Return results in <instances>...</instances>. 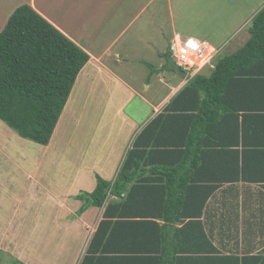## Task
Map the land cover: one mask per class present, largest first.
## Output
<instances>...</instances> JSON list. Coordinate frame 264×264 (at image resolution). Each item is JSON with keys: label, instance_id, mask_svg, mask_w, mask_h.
Returning <instances> with one entry per match:
<instances>
[{"label": "crops", "instance_id": "1", "mask_svg": "<svg viewBox=\"0 0 264 264\" xmlns=\"http://www.w3.org/2000/svg\"><path fill=\"white\" fill-rule=\"evenodd\" d=\"M38 1L41 0H0V26L17 6L27 3L30 6L33 5L32 7L39 14L89 55L88 61L77 75L75 85L71 89L48 144L42 146L43 154L50 152L51 149H56L57 146L56 143H53V139L66 111L67 122L70 124L73 121L74 110L81 111V109L87 122L100 121L99 119L109 121L111 116L124 109L127 102L135 96L139 98L147 113L141 114L139 119L125 116V122L130 121L126 126L132 130L126 136V143L121 145L122 163L127 150L133 146L134 139L157 114L163 111L167 103L187 83L190 76H185V79L182 80L174 74L175 71L173 70L175 76L173 77L171 72H168L171 69L165 68V65L168 64L164 56L166 50H157L154 52V62L158 63L156 71L160 74L155 82L161 87H166L165 93L162 97H147L145 94L152 88L150 86L152 83L149 84V75L146 78H138L135 71H125L122 75L121 72L116 71L115 67L111 66L110 58L115 57L116 61L121 64L127 56L125 52L122 53L115 49V43L126 35L125 33L131 24L134 22L139 24L142 14L151 5L154 6L151 10H155L156 5L162 8L165 4L168 13L165 23L172 26L171 29H173L172 37L169 36L167 39L172 41L170 45L168 44L171 48V45L180 37L176 24H183L178 22L179 18L172 11L175 4L181 6V0H163V2H159L160 0H62L64 7L67 6L65 8L69 10V14L64 17L50 15L44 7L34 4ZM186 4L184 8H186ZM151 15L155 17V11ZM97 23L104 25L108 32L96 34L97 29H93L92 34H87L86 27ZM146 23L147 21L144 22V24ZM119 26L120 28H118ZM243 27L246 29V25ZM72 28L75 29L72 30ZM243 29L236 33L237 38L246 37L241 36L242 32H245ZM186 33L188 32L183 34ZM187 35L202 42L206 41L210 47L212 46L209 41L211 37L209 39L204 31L203 33L190 31ZM146 59L138 57L136 62L140 66L145 64L143 61ZM170 60L173 61L172 57ZM140 67L144 71V68ZM77 81L82 83L79 88ZM74 87L76 93L78 90V95L82 90L84 91V93L82 92L84 98L68 108L72 93L75 91L73 90ZM137 108L140 109L139 106ZM118 127L120 131L122 129L124 131V125ZM250 128L253 127L250 126ZM11 134L12 132L6 126L0 124V156L10 159L13 147H17L20 151L19 161H22V155L26 161V151L22 153L21 141ZM170 135L169 130L164 132V135L162 134L163 138L164 136L169 138ZM174 137L178 139L177 135ZM181 138L180 135L179 140ZM151 139L145 138L142 141L148 142ZM118 140L119 138L106 140L108 149L110 148L114 152L113 150L116 149L114 143ZM250 150L254 151L253 149ZM213 153V157H216L217 153ZM17 161L16 159L12 160L14 165L22 169L20 163L17 165ZM208 161L204 163L200 161L201 165L198 166L199 164H197L196 167L216 170L215 173L212 172V176H216L218 164ZM121 163L114 168L99 166L95 169L93 164L89 162L92 165L90 167L94 169L92 173L89 168L86 169L85 166L75 163L67 164L69 167L57 165L56 162L47 163L46 171L53 175L59 174L61 178L56 183L50 181V184H46L44 178H39L38 172L35 175V183L31 185L33 188H23L22 197L25 199H21V207L24 209L19 213L20 219L18 221L13 219L14 225L20 222L21 229L19 235H13L10 231L11 235L5 233L4 237H1L2 230L0 234V252H2L0 260H21L23 264H80L82 260H91V264H139L138 261L157 264V261L159 263L161 260H207V256L213 252L202 251V249H208L202 240H196L193 243L185 240L186 232L182 230L190 218L198 216L190 213L195 212L196 208H189L188 197L184 192L182 193L179 188H175L176 185L184 183L186 180L185 172L181 170L186 167L193 169V166L188 165L187 162H174L157 166V168L162 167L169 171H152L156 168L153 165L145 164L138 174L141 180L138 183L139 186L133 188L130 196L128 194L123 195L122 198L124 199H122L121 204L112 208L115 215L106 219L110 223L108 222L109 224L106 226L108 228L104 233L105 238L100 244V248L104 247L106 250L98 252L105 255L84 258L91 238L104 219L103 211L107 202L101 207H87L81 214H78L77 211L82 201L75 196L80 191H92L96 185V175L106 180H113ZM108 167H110V172H108ZM177 168L179 171L171 170ZM0 172V191L6 192L5 195L0 193V197L4 201H9L15 191L14 189L12 193L14 179L11 177V170H6L4 166H0ZM200 177L197 181H193L196 184L213 182L203 179L204 175H200ZM24 178L27 182L32 180V177L26 173ZM135 180L134 178V183ZM54 185H56V191L51 187ZM231 187H236V189L232 190ZM107 199L118 200V197L110 195ZM258 208H260L259 216L262 221L250 220L248 216L252 214L254 216L258 212ZM244 210H246L245 214H243ZM14 214L15 212L10 217ZM199 216L204 231L212 245L217 248V253L241 256L261 252L264 248V183L242 180L233 183H221L220 187L206 200ZM243 216L247 220L246 224L241 219ZM192 220L195 219H191L189 222ZM9 226L11 227V224ZM194 226L191 225L192 228ZM104 227L105 225L102 224V231ZM163 231L167 232L164 237ZM54 233L57 235L54 236ZM53 237H57L58 241L61 240L68 244L64 246V253H59L60 246L58 244L49 248L54 240Z\"/></svg>", "mask_w": 264, "mask_h": 264}, {"label": "trees", "instance_id": "2", "mask_svg": "<svg viewBox=\"0 0 264 264\" xmlns=\"http://www.w3.org/2000/svg\"><path fill=\"white\" fill-rule=\"evenodd\" d=\"M247 30L248 38L234 39L239 41L236 49L212 60L213 66L207 65L208 73L189 77L163 111L143 128L113 180L96 175L94 189L75 196L82 201L78 214L107 202L104 219L90 240L85 259L105 255L98 252L106 250L100 248L110 223L106 219L115 215L112 208L121 204L123 195L130 196L133 188L139 186L138 174L145 164L156 168L152 171H169L157 166L187 162L193 169L181 170L186 180L175 188L184 192L189 208H196V213H190L198 216L190 218L182 230L186 232L185 240H202L208 246L202 251L213 254L207 260H161L157 264H264V248L257 254L241 256L217 253L199 220L203 205L221 183H264V5L252 16ZM171 53L168 45L165 68L173 71L176 64L170 60ZM88 59L85 50L32 6H17L0 30V119L20 137L47 145ZM167 130L171 135L163 138ZM145 138L152 139L143 142ZM200 161L218 164L217 175L212 176L216 170L198 167ZM200 175L213 182L196 184L193 180L197 181ZM110 195L118 200H108ZM191 219L195 220L189 222ZM166 234L163 231V237ZM80 264H91V260Z\"/></svg>", "mask_w": 264, "mask_h": 264}, {"label": "rangeland", "instance_id": "3", "mask_svg": "<svg viewBox=\"0 0 264 264\" xmlns=\"http://www.w3.org/2000/svg\"><path fill=\"white\" fill-rule=\"evenodd\" d=\"M159 2H163V0H160ZM34 4H39L44 7L46 12L50 15H59L64 17L66 14H69V10L65 8L67 6L64 7V3L62 4V0H41L35 2ZM185 4L186 8H184ZM263 5L264 0H181V6L175 4L172 11H174L175 16L179 18L178 22L183 23L176 24V28L181 30H177L179 36H188L187 34L190 33V31L202 33L204 31L209 39L211 37L209 41L212 43V46L209 49L212 48V50H214L212 60H216L217 57L229 54L236 49L235 47L238 46L239 41H235L234 39L237 38L236 33L243 29L244 25H246V29H243L245 32H242L241 35L246 36L247 38L249 37L247 30L248 22L251 16H253ZM153 7L154 6L151 5L149 9H146L145 13L142 14L139 20V24L137 25L136 22L131 24L125 33L126 35L115 43V49L122 53L125 52L127 55L123 59L124 62L119 64L115 57L110 58V61L111 66L113 68L115 67L116 71L118 73L121 72L122 75L125 71H135L138 78H146L149 75V84L152 83V85H150L152 88L145 95L147 97H162L165 93L166 87H161L157 85V82H155L160 72L156 71L158 63L154 62V52H157V50H166L167 45L172 43L171 40L168 41L167 39L169 36L172 37L173 29H171L172 26L165 23L168 16L165 4L162 8H159L156 5L155 10H151ZM153 11H155V17H152L151 15ZM143 21H147V23L144 24ZM72 24L74 23L72 22ZM3 25L0 27L2 28ZM118 28H120V26ZM74 29L75 28H72V30ZM93 29H97L96 34H106L108 32L104 25L97 23L86 27V33L92 34ZM184 32L188 33L183 34ZM176 41L178 42V40ZM200 42L202 41L200 40ZM204 43L206 44L207 42L205 41ZM138 57L141 59L147 58L143 61L145 64L148 63L146 64L147 66L145 64L140 65L144 68V71L140 69L141 67L136 62ZM207 65L208 63L195 66L193 69L187 70L186 73L190 76L199 72L206 74L209 70L205 69L208 67ZM168 72H171L172 76L175 77L174 74L176 73H174V71L168 70ZM134 82L136 83V81ZM81 84V82H78V88L82 86ZM73 90L75 91L72 93L68 108L72 107L73 104L75 105L78 100L82 101L84 98V95L82 96V92L84 93L83 90L79 95L77 94L78 90L76 93L75 87ZM138 106L140 109L137 108ZM81 111L74 110L73 121L71 124L67 122L66 111L53 139V143H56L57 147L56 149H51L50 152L45 154H43V145L27 138L20 137L15 130L10 128L0 119V124L6 126V128L12 132L11 135L21 141L22 153L26 151V161L22 155L21 162L19 161L20 151L17 147H13V151L10 153V159L0 156V166H4L6 170H11V177L14 179L12 182V193L15 189L11 200L4 201L0 197V234L3 230L1 237H4L5 233L7 234L10 231L13 235H19V230L21 229L19 226L20 222H18L17 225H14L13 219H17V221L20 219L19 213H21V210L24 209V207H21V199H25L22 197V194L24 193L23 188H33L31 185L35 183L36 173L39 172V178H44V182L46 184H50V181H54L56 183L60 180L61 177L59 174L53 175L46 171L47 163L56 162L57 165L63 167H69L67 164L75 163L82 165L83 167L85 166L84 168L86 169L89 168L91 173L94 169L90 167L92 165H90L89 162L93 164L95 169L99 166H111L112 168L117 167L121 163L123 157L121 151L122 146L127 141L126 136H128L132 130L130 127L128 128L126 126L130 123V121L125 122V116L139 119L141 114L147 113V111L142 107L139 98L135 96L132 100L127 102L124 109L117 112L114 116H111L109 121L99 119L100 121L96 120L87 122L85 121L83 112ZM120 125L125 126L124 131L123 129L120 131L118 127ZM114 138H119V140L114 143L116 145V149L112 152L110 148L108 149L106 140ZM14 159L18 160L17 165L20 163L22 169H19L16 165H14L12 162ZM85 172L87 171L85 170ZM108 172H110V167H108ZM25 173L32 177L31 181H25ZM55 186L56 185L51 186L54 191H56ZM230 189L235 190L236 187H231ZM0 193H2V190ZM5 194L6 192L2 193V195ZM257 210L258 212H256L254 216L252 214L251 216H248V218L253 221L261 222L262 219L259 216L260 208ZM12 211L15 212V214L10 217L13 213ZM245 213L246 210L243 211V214ZM241 219L245 222V224L247 223L245 216ZM10 224L11 227L9 226ZM11 233H9V235H11ZM55 235H57V233H54V236ZM60 236L62 237V235ZM56 238L57 237H53L54 240L49 248L58 244L60 246L59 253L62 254L65 252L64 246L68 244L63 243L61 240L58 241ZM1 254L2 252H0V256ZM59 261L61 262L62 260ZM0 264H23V262H21V260H0Z\"/></svg>", "mask_w": 264, "mask_h": 264}, {"label": "built area", "instance_id": "4", "mask_svg": "<svg viewBox=\"0 0 264 264\" xmlns=\"http://www.w3.org/2000/svg\"><path fill=\"white\" fill-rule=\"evenodd\" d=\"M176 40H178V42L175 41V43L171 45L172 57L174 62L185 71L205 63H208L209 66H213L211 64L214 53L212 48L208 49L203 46V42L191 36H180Z\"/></svg>", "mask_w": 264, "mask_h": 264}, {"label": "water", "instance_id": "5", "mask_svg": "<svg viewBox=\"0 0 264 264\" xmlns=\"http://www.w3.org/2000/svg\"><path fill=\"white\" fill-rule=\"evenodd\" d=\"M173 70L179 78H181L182 80L185 79L186 74L181 68H179L178 66H173Z\"/></svg>", "mask_w": 264, "mask_h": 264}, {"label": "clouds", "instance_id": "6", "mask_svg": "<svg viewBox=\"0 0 264 264\" xmlns=\"http://www.w3.org/2000/svg\"><path fill=\"white\" fill-rule=\"evenodd\" d=\"M170 50H171V48H170ZM172 51V50H171ZM171 57H172V55H171ZM172 60H173V62H174V59H173V57H172ZM175 63V62H174ZM176 64V63H175ZM175 66H178L177 64L175 65ZM179 68H181L184 72H185V74H186V76H190L189 74H187L186 72L187 71H185L181 66H178ZM193 76V75H192ZM191 77V76H190Z\"/></svg>", "mask_w": 264, "mask_h": 264}, {"label": "bare ground", "instance_id": "7", "mask_svg": "<svg viewBox=\"0 0 264 264\" xmlns=\"http://www.w3.org/2000/svg\"><path fill=\"white\" fill-rule=\"evenodd\" d=\"M203 46L207 47L208 49L210 48V45L207 43L205 44L204 42H203Z\"/></svg>", "mask_w": 264, "mask_h": 264}]
</instances>
